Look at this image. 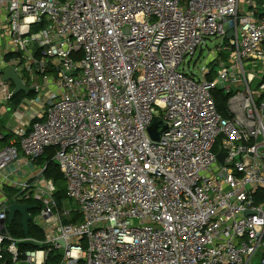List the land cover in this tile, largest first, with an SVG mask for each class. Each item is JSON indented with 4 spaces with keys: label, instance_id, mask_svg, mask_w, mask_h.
<instances>
[{
    "label": "built area",
    "instance_id": "2783aa9c",
    "mask_svg": "<svg viewBox=\"0 0 264 264\" xmlns=\"http://www.w3.org/2000/svg\"><path fill=\"white\" fill-rule=\"evenodd\" d=\"M0 9L3 99L14 96L7 69L32 88L0 172L52 150L73 203L59 209L43 174L12 182V201H0V264H47L52 253L59 264H264V0H0ZM216 90L227 96L222 112ZM156 118L167 127L157 142ZM16 203L36 205L43 241L10 234ZM25 241L43 249L21 251Z\"/></svg>",
    "mask_w": 264,
    "mask_h": 264
},
{
    "label": "crops",
    "instance_id": "0c3cea01",
    "mask_svg": "<svg viewBox=\"0 0 264 264\" xmlns=\"http://www.w3.org/2000/svg\"><path fill=\"white\" fill-rule=\"evenodd\" d=\"M3 21H4V12L3 9H0V59L3 56ZM4 57V56H3ZM11 84V83H10ZM10 89L13 92V86H10ZM19 103L16 104L15 101L6 102L3 98V92L0 88V140L3 137L12 135V139L8 142V145L15 144L17 142V137L13 134V130L19 124V117L16 113L20 103L23 101V98L27 96L26 94H18ZM21 96V97H20ZM18 101V100H17ZM23 122L29 123L28 120ZM3 144H0L2 148ZM5 145V144H4ZM4 147V146H3ZM3 149V148H2ZM43 174L42 168L39 166L38 162L28 163V162H15L5 169V171L0 172V201L8 200L10 197L13 198L14 193L12 190H16L12 182L19 184H24L33 179L41 177ZM9 179V181L7 180Z\"/></svg>",
    "mask_w": 264,
    "mask_h": 264
},
{
    "label": "trees",
    "instance_id": "16d2710c",
    "mask_svg": "<svg viewBox=\"0 0 264 264\" xmlns=\"http://www.w3.org/2000/svg\"><path fill=\"white\" fill-rule=\"evenodd\" d=\"M6 59L8 60L9 57H6ZM29 96H32V95H29ZM214 96L216 98V102H217L219 110L221 112L224 111V109L226 108L227 96L224 95V93L220 90H216L214 92ZM12 100L15 101L16 104H18L19 95H14ZM12 137H13L12 135H8L6 137H3L0 140V144H3L2 148H5L7 146L8 142L10 141V139H12ZM2 148L0 146V150ZM53 156H54L53 151L52 150L48 151L45 157L41 158L38 161V164L42 168V170L44 169L43 177L47 180L53 181L55 188H56V192L54 193L53 197L59 209H61L62 205L67 199L66 194H65V180L62 174L60 173V171L58 170L56 163L53 161ZM12 193L15 194L16 190H12ZM81 221L82 219H81L80 214L77 212H74L72 216V222L77 223ZM8 230L10 234L17 240L26 239V238L34 239L39 242L44 240V233L40 229H38L32 222L30 223L28 235H25L24 232L22 231L21 219L19 216H17L16 220L8 227ZM19 247L21 251L34 250L33 248H30L24 245V243H20ZM61 258L62 256L59 255L58 253H52L49 256L47 264H59V262L61 261Z\"/></svg>",
    "mask_w": 264,
    "mask_h": 264
},
{
    "label": "water",
    "instance_id": "95a60500",
    "mask_svg": "<svg viewBox=\"0 0 264 264\" xmlns=\"http://www.w3.org/2000/svg\"><path fill=\"white\" fill-rule=\"evenodd\" d=\"M232 35V33L229 34V37ZM38 49V46L36 45L34 48V53H36ZM2 81L4 83H11L13 86V95H18L20 93H24L27 96L32 91V88L27 87L24 85L22 79L19 77V75L13 70V69H7L3 72V75L1 77ZM261 83V80L255 79L252 83V89H255L257 85ZM166 125L160 118H156L153 125L149 129V134L153 141H159L161 138L162 133L166 130ZM225 155L222 153L218 154V159L223 162ZM36 210V205L32 204H12L10 205L8 209V225H11L15 220L16 217L19 216L21 219V226L22 231L25 235H28L29 233V227L30 223L32 221V212ZM2 232H5L3 229ZM58 245L62 246L63 248H66V245L63 241L59 240L57 242ZM24 245L33 248V249H40L42 250V245L34 242V241H25Z\"/></svg>",
    "mask_w": 264,
    "mask_h": 264
},
{
    "label": "rangeland",
    "instance_id": "374dc122",
    "mask_svg": "<svg viewBox=\"0 0 264 264\" xmlns=\"http://www.w3.org/2000/svg\"><path fill=\"white\" fill-rule=\"evenodd\" d=\"M218 45H222V42L220 40L214 41V44L213 45L212 44H209V50L215 51L216 46H218ZM204 58L209 59V51L208 50L203 53V57L201 58V60H200L199 63L197 62L198 61V55L196 56V58L194 60V63H195L196 68L201 69L207 63V61H205ZM24 100H25V103H29V99L28 98L25 97ZM10 201H12V197H10ZM62 208L73 209V203L71 201H69V200L66 199V201L62 205ZM34 212L35 211H33V213ZM62 252L63 251H61V253ZM254 264H257V263L255 262Z\"/></svg>",
    "mask_w": 264,
    "mask_h": 264
}]
</instances>
